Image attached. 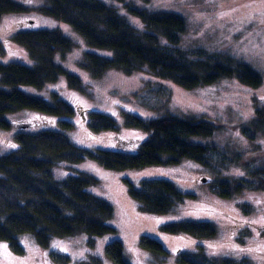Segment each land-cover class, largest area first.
Segmentation results:
<instances>
[{
  "label": "trees",
  "instance_id": "trees-1",
  "mask_svg": "<svg viewBox=\"0 0 264 264\" xmlns=\"http://www.w3.org/2000/svg\"><path fill=\"white\" fill-rule=\"evenodd\" d=\"M119 6L138 17L142 28L132 24L119 7L106 0H45L36 7L42 14L68 23L87 44L107 49L112 56L88 51L80 65L95 78L103 77L109 70L117 69L132 74L147 70L151 74L168 79L186 88L211 85L222 78H236L241 83L258 88L264 82L263 74L249 63L231 54L210 51L205 48L189 50L180 47L187 30L184 16L169 11H153L137 5L136 0H115ZM33 7L17 0H0V20L9 13L29 12ZM9 41L23 47L32 63L20 61L0 62V129H11L8 115L23 109H32L55 116H74V105L61 98L57 92L52 98L34 95L21 89V85L43 89L49 83L66 76L69 85L85 91L82 79L67 69L60 60L76 47V42L60 28H26L13 33ZM0 41V55L9 52ZM61 58V59H60ZM260 103V101L258 102ZM128 127L149 132L137 150H128L123 137L116 134L119 147L87 148L76 144L65 130L44 129L31 131L19 128L15 134L18 147L0 154V241L9 242L12 249L25 252L21 235L30 233L42 247H50L54 238L87 234L93 246L96 237L118 233L110 221L115 207L105 198L93 193L90 187L101 180L87 171H80L64 179L54 174L61 163H80L88 159L106 168L126 170L151 165H175L184 158L193 159L205 167L221 170L229 162L241 163L245 174L234 180H218L212 190L221 197L231 198L244 190L264 191V163L252 158L243 161V154L233 157L217 144H204L191 140V136H213L222 125L205 117H186L166 114L156 118H144L124 112ZM28 122V121H26ZM65 129H73L71 121L61 120ZM89 125L95 132L119 131L118 121L111 115L93 110L89 113ZM241 132L257 143L264 136V104H257L256 114L242 124ZM230 156V157H229ZM129 192L143 211L165 215L174 212L179 204L194 197L181 190L176 183L164 178L143 179L136 186L127 179ZM246 213L252 205L243 203ZM163 229L173 234H185L195 238L217 236V226L207 220L180 219L163 224ZM141 245L157 255L168 254L156 238L142 235ZM106 252L114 264H131L125 256L121 240L109 242ZM53 259L67 264L71 257L61 251H52ZM180 264H254L245 257L211 258L201 247L195 251L179 253ZM77 264H103L98 256Z\"/></svg>",
  "mask_w": 264,
  "mask_h": 264
},
{
  "label": "rangeland",
  "instance_id": "rangeland-1",
  "mask_svg": "<svg viewBox=\"0 0 264 264\" xmlns=\"http://www.w3.org/2000/svg\"><path fill=\"white\" fill-rule=\"evenodd\" d=\"M33 7L29 12L9 13L0 20V41L10 39L14 32L26 28H60L65 35L76 42V47L65 60H60L70 71L83 81L85 91L72 88L66 76L49 83L43 89L21 85L26 92L45 98H52L57 92L76 109L74 116H55L32 109H23L8 115L11 129H0V154H6L18 147L15 134L20 122L33 123L29 130H65L78 145L87 148L119 147L116 134L123 137L128 150H137L150 133L128 127L124 112H131L144 118H156L166 114L186 117H205L220 123L213 136H191V140L204 144H217L230 156L243 154V161L252 158L264 163V136L256 144L240 130L242 124L256 114L257 104H264V82L258 87L241 83L236 78H222L211 85L186 89L175 82L157 77L147 70L132 74L121 70H109L103 77L95 78L81 67L80 60L88 51L104 56L112 52L90 46L82 35L68 23L42 14L36 7L45 0H17ZM119 7L121 13L135 26L142 28V21L119 6L115 0H106ZM137 5L153 11H169L184 16L187 30L182 36L180 47L194 50L205 48L225 52L245 61L264 76V0H136ZM4 45L9 52L0 55V62L20 61L32 63L27 51L7 40ZM61 59V58H60ZM0 85L1 82L0 76ZM260 101V103H258ZM101 111L113 116L120 126L117 133L105 130L95 132L89 125V113ZM75 124L65 129L60 121ZM229 156V157H230ZM80 171H87L101 180L100 185L90 187L93 193L107 199L115 207V216L110 223L118 233L96 237L95 245L89 243L90 236L54 238L50 247L40 246L32 234L21 235L25 252H15L7 241H0V264H61L56 262L52 251H61L71 257L67 264H77L92 256H98L103 264H114L106 252V246L114 240H121L125 256L131 264H180L179 253L195 251L201 247L211 258L232 257L242 260L249 257L254 264H264V191L244 190L231 198L219 196L211 184L218 180H234L245 174L244 166L229 162L228 167L213 170L199 162L184 158L175 165H151L143 168L114 170L88 159L80 163H61L54 168V174L64 179ZM1 175V173H0ZM164 178L176 183L187 193L195 196L179 204L169 214L156 215L143 211L130 192L127 179L141 186L143 179ZM206 178V181H204ZM243 203L252 205L253 211L246 213ZM180 219L207 220L218 228L212 238H195L185 234H173L163 229V224ZM142 235L156 238L167 249L168 254L157 255L141 245Z\"/></svg>",
  "mask_w": 264,
  "mask_h": 264
},
{
  "label": "water",
  "instance_id": "water-1",
  "mask_svg": "<svg viewBox=\"0 0 264 264\" xmlns=\"http://www.w3.org/2000/svg\"><path fill=\"white\" fill-rule=\"evenodd\" d=\"M33 125V123L32 122H20V123H18L17 124V126L19 127V128H29V127H31ZM204 181H206V178H204Z\"/></svg>",
  "mask_w": 264,
  "mask_h": 264
}]
</instances>
